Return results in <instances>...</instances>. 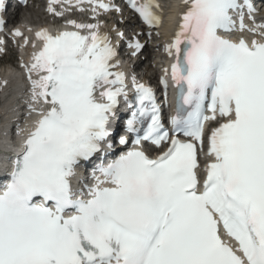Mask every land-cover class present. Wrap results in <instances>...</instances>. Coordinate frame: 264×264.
<instances>
[{
	"label": "snow or ice",
	"instance_id": "6c2138e0",
	"mask_svg": "<svg viewBox=\"0 0 264 264\" xmlns=\"http://www.w3.org/2000/svg\"><path fill=\"white\" fill-rule=\"evenodd\" d=\"M59 2L49 0L48 11L61 16ZM85 2L93 12L121 11L76 0ZM128 2L150 28L160 26L157 0ZM180 7L164 47L174 62L160 79L165 105V77L176 88L171 128L153 88L132 76L129 96L117 50L98 24L67 21L86 35L36 32L42 47L28 72L32 101L42 106L32 108L39 118L0 185V264H264V0ZM5 25L0 16V31ZM128 47L136 56L145 45L134 38ZM95 160L94 182L74 187L77 169Z\"/></svg>",
	"mask_w": 264,
	"mask_h": 264
},
{
	"label": "bare ground",
	"instance_id": "6f19581e",
	"mask_svg": "<svg viewBox=\"0 0 264 264\" xmlns=\"http://www.w3.org/2000/svg\"><path fill=\"white\" fill-rule=\"evenodd\" d=\"M170 5H171V0H166V1H164V3H163L164 8H165L166 10H168L167 13L169 14V17H168V19H167V21H168V25H167V27L170 26V22H171V20H172V17L174 16V15H173V13H174V8H173V6H170ZM35 16H38V15H35ZM127 26H130V27H129V30H131L133 27H136L137 24H136L135 22H129V23H126V24H125L124 28H126ZM149 36H150V38H151V40H152V42H153V44H154V50H155L157 53H159V50L161 49V41H160L159 38L157 37V34L150 33ZM144 39H145V37L142 38L141 42H143ZM129 50H130V52H132V49L129 48ZM147 56H148V55H147ZM147 56H146V57H147ZM145 59H146V58H145ZM145 59L142 60V61H140V60L136 61V62H135V67H140V65L142 64L141 62H146ZM157 60H160V58H157ZM5 64H6V61H0V72H1L2 69H6V67L3 66V65H5ZM148 68L151 69L152 66L150 65V67H148ZM8 69H9V67H7V70H8ZM2 71H3V70H2ZM7 72H8V71H7ZM147 72H149V71H147ZM8 74H9V73L2 74V75H1L0 80H1L2 83H5V81L8 82V81H11V80H12V79H11V75H10V74L8 75ZM9 78H10V80H9ZM8 85H11V86L8 87V88H14L15 83L12 82V84H11V82H9ZM4 94H7V92L5 91ZM6 96L9 97V98L6 100V103H4V108H8L9 103H10L11 101L14 100V99H13L14 97H11V93L7 94ZM10 97H11V98H10ZM1 127H2V124H0V128H1ZM3 142L5 143V141H4L3 137H2V130H1V131H0V148H2V143H3ZM0 156H1V153H0Z\"/></svg>",
	"mask_w": 264,
	"mask_h": 264
},
{
	"label": "rangeland",
	"instance_id": "374dc122",
	"mask_svg": "<svg viewBox=\"0 0 264 264\" xmlns=\"http://www.w3.org/2000/svg\"><path fill=\"white\" fill-rule=\"evenodd\" d=\"M26 13H27V14H26ZM24 14H25L24 17H23L24 20H27V21L32 22V23H35V24L41 22V19H40V13H39L38 9H36L35 6H33V7L30 9V11H27V12L25 11ZM35 15H38V16H35ZM141 40H142V38H141ZM148 57H149V56L146 57L145 61L148 60ZM140 61H141V60H140ZM141 63H142V64L140 65V66H142V67H141V72H143L144 69H145L146 72L149 71V72H147V73H151V72H153V69H152V68H151V69L148 68V67H150V63H149L148 61H147V62H141Z\"/></svg>",
	"mask_w": 264,
	"mask_h": 264
}]
</instances>
